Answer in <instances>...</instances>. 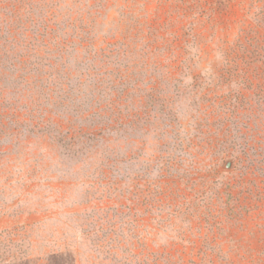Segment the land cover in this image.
Masks as SVG:
<instances>
[{
  "label": "rangeland",
  "instance_id": "rangeland-1",
  "mask_svg": "<svg viewBox=\"0 0 264 264\" xmlns=\"http://www.w3.org/2000/svg\"><path fill=\"white\" fill-rule=\"evenodd\" d=\"M44 4L113 130L89 163L0 150V264H264V0Z\"/></svg>",
  "mask_w": 264,
  "mask_h": 264
},
{
  "label": "trees",
  "instance_id": "trees-1",
  "mask_svg": "<svg viewBox=\"0 0 264 264\" xmlns=\"http://www.w3.org/2000/svg\"><path fill=\"white\" fill-rule=\"evenodd\" d=\"M45 2L0 0V150L10 144L23 148L34 139L48 145L49 156L62 165L66 159L89 163L108 143L102 134L109 135L113 126L83 109L73 69L82 63L79 45L73 42L65 50L61 40L45 42L52 34L59 38L55 33L61 30L59 24H49ZM70 30L59 34L74 40L76 30ZM55 52L58 61H48Z\"/></svg>",
  "mask_w": 264,
  "mask_h": 264
},
{
  "label": "water",
  "instance_id": "water-1",
  "mask_svg": "<svg viewBox=\"0 0 264 264\" xmlns=\"http://www.w3.org/2000/svg\"><path fill=\"white\" fill-rule=\"evenodd\" d=\"M227 165H229V163Z\"/></svg>",
  "mask_w": 264,
  "mask_h": 264
}]
</instances>
